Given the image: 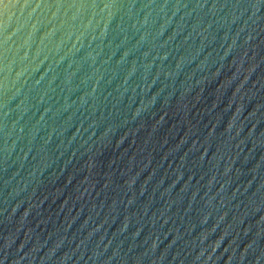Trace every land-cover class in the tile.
Wrapping results in <instances>:
<instances>
[{
	"label": "water",
	"instance_id": "95a60500",
	"mask_svg": "<svg viewBox=\"0 0 264 264\" xmlns=\"http://www.w3.org/2000/svg\"><path fill=\"white\" fill-rule=\"evenodd\" d=\"M0 264H264V0H0Z\"/></svg>",
	"mask_w": 264,
	"mask_h": 264
}]
</instances>
